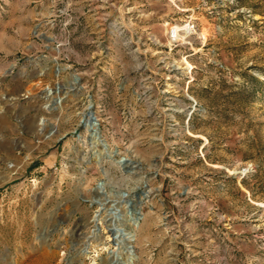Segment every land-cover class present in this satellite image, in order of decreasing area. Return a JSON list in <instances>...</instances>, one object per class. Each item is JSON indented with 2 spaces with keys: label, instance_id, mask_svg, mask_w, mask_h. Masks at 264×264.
<instances>
[{
  "label": "rangeland",
  "instance_id": "obj_1",
  "mask_svg": "<svg viewBox=\"0 0 264 264\" xmlns=\"http://www.w3.org/2000/svg\"><path fill=\"white\" fill-rule=\"evenodd\" d=\"M117 231L264 264V0H0V264H130Z\"/></svg>",
  "mask_w": 264,
  "mask_h": 264
},
{
  "label": "bare ground",
  "instance_id": "obj_2",
  "mask_svg": "<svg viewBox=\"0 0 264 264\" xmlns=\"http://www.w3.org/2000/svg\"><path fill=\"white\" fill-rule=\"evenodd\" d=\"M91 111V110H90ZM90 111H86V112H83L82 114V119L84 120L85 122V126L88 128V130H91L92 132H95V128H96V122H92L91 121V113ZM45 120H42V123H44ZM97 132V131H96ZM98 133V132H97ZM96 133V135H97ZM53 134V133H52ZM52 134L49 135V138L52 137ZM94 136V139L97 140V136ZM48 137V136H47ZM48 139V138H47ZM96 143V141H95ZM125 163H130V162H126L127 159L124 160ZM130 226H133V227H138V220H137V217L136 218H132L130 219V223H129ZM116 235V238H117V245H118V249H124V251L126 252L127 254V261L130 263V264H134V259H135V256L133 254V252L131 250H129L128 248V243L134 239V236L135 234L130 231V232H127V233H119L118 231L114 233ZM120 237V238H119ZM122 252V251H121ZM119 253V252H118ZM113 256V261L114 262L116 260V262L118 263V257H119V254L115 253L112 255ZM116 263V264H117Z\"/></svg>",
  "mask_w": 264,
  "mask_h": 264
},
{
  "label": "water",
  "instance_id": "obj_3",
  "mask_svg": "<svg viewBox=\"0 0 264 264\" xmlns=\"http://www.w3.org/2000/svg\"><path fill=\"white\" fill-rule=\"evenodd\" d=\"M89 108H92V104L89 105ZM90 113H91V116H90V117H91V121L94 122V123L97 122V120H96L97 118H96V116H95V114H94V111L91 110ZM97 128H98V127H97ZM97 132H99V130H97ZM124 160H125V159H124ZM138 203H139V202H138ZM96 229L99 230V227L97 226ZM111 252H112V251H111Z\"/></svg>",
  "mask_w": 264,
  "mask_h": 264
}]
</instances>
